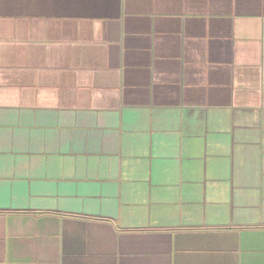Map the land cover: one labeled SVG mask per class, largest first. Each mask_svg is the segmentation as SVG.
<instances>
[{
	"label": "crops",
	"instance_id": "crops-1",
	"mask_svg": "<svg viewBox=\"0 0 264 264\" xmlns=\"http://www.w3.org/2000/svg\"><path fill=\"white\" fill-rule=\"evenodd\" d=\"M0 264H264V0H0Z\"/></svg>",
	"mask_w": 264,
	"mask_h": 264
}]
</instances>
